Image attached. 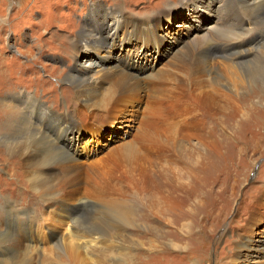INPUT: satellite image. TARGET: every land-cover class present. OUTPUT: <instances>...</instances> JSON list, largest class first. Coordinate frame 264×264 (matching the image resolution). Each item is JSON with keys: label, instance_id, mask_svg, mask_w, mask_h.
<instances>
[{"label": "bare ground", "instance_id": "6f19581e", "mask_svg": "<svg viewBox=\"0 0 264 264\" xmlns=\"http://www.w3.org/2000/svg\"><path fill=\"white\" fill-rule=\"evenodd\" d=\"M199 4L206 9V1L202 0ZM217 4L220 14L214 24L207 26L203 34H195L190 43H182L184 46L175 51L166 63L167 69L153 68L152 71L155 72H149L146 76L122 68L130 63L129 49L125 56L121 51L114 55L115 65H100L101 61L110 59L115 51L113 46L117 29L123 27L126 38L135 33L137 35L141 30L139 21L134 20L130 13L125 14L123 7L118 5L110 8L102 5L89 10V15L99 9L107 11L110 22L106 32L111 35L101 34L102 27L91 28L87 19L95 22L96 18L88 16L75 35L69 41L65 40L62 46L65 48L63 51L68 56L71 55L78 71L68 69V74L63 70L53 69L51 72L61 74L59 80L69 82L73 104L76 105L71 111L67 108L64 112L55 111L54 107H50L31 91L17 87L14 83L3 84V93L7 96H0V153L4 157L0 172L8 173L9 167L11 178L7 181L8 186L13 189L11 184L18 183L24 190L18 193L19 200L11 199L4 192L0 195V264H29L33 259V250L48 239L55 246L54 249L61 252L63 245L59 243V239L63 234L76 240L68 243L74 254L71 257L65 255L66 260L71 259L73 264H80L82 258L90 259L87 252L90 243L97 247L109 238H115L111 229L101 233L102 227L98 229L97 223L81 226L79 217L76 216L82 207L97 203L100 197L112 204L111 220L117 224L112 227L121 230L131 225L130 210L123 209L116 203L114 195L124 196L127 190H149L154 198L153 203H158L154 205L159 206L158 211L166 207L172 211L174 205L178 208L180 204H190L188 200L191 195L199 196L202 191L199 179L209 169L211 154L223 145L214 136L212 122L217 121V113L226 110L236 112L231 103L221 98L220 104L217 103L216 89L222 84L218 81L220 73L215 60L219 56L234 65H242L254 56H264L262 42L253 50L247 49L234 54L250 53V58L247 57L244 61L236 60L233 63L231 57L234 55L228 49L234 43L241 44L238 40L253 27L264 34V0H218ZM228 8L232 18L241 23L240 28L231 24V16L229 19L226 15ZM170 10L171 6H167L161 11L164 13ZM101 19L103 21L104 16ZM150 24L155 26L156 22L151 21ZM57 47L60 48L61 44ZM80 51L86 56L78 62L77 53ZM90 53H97V60L90 59ZM1 54L0 49V56ZM3 64L0 59V80L15 76L12 75L13 70L5 69ZM248 77L250 74H246L245 78ZM224 82L227 90L231 91L227 82ZM164 86H168V89ZM52 87L55 88L53 85ZM167 97L175 109L169 121L170 136L164 135L162 140L154 139L145 128L138 126L136 130L141 136L137 139L121 141L117 149L106 153L101 150L98 154L95 151L89 155L91 149H87V141L92 137L98 142V134L104 124L117 122L115 120L123 113L128 115H122L123 120L128 122L131 120L130 116L139 111L143 113V120L150 122L152 105L155 106ZM23 109L29 116L36 118V121L32 122ZM84 127L90 138L82 144L80 140L83 139L81 132ZM134 127L135 125L132 129ZM192 139L195 141H191ZM72 148H85L84 156L78 158L75 151H71ZM141 148L144 152H141ZM183 151L193 159L194 166H188L183 171L185 179L174 175L170 178L166 174L164 162L172 161L173 156ZM119 163H124L126 171L118 174L116 169L121 166ZM259 190L257 195L251 194L249 215L239 226L235 238L234 262L240 259L243 250L248 247L250 249L251 244L258 242L254 241L253 234L264 231V228H258L264 219V213L260 211L264 208V189ZM236 193L234 190L233 198ZM28 194L30 197L27 198ZM29 201L37 202L40 208H45L44 214L40 215L41 225L32 219L33 208L24 206ZM228 202L224 204L226 211L232 206ZM44 221L49 222L43 224ZM2 225L6 228H1ZM109 242H112L111 239ZM56 257L62 259L58 255ZM260 264H264V260Z\"/></svg>", "mask_w": 264, "mask_h": 264}, {"label": "rangeland", "instance_id": "374dc122", "mask_svg": "<svg viewBox=\"0 0 264 264\" xmlns=\"http://www.w3.org/2000/svg\"><path fill=\"white\" fill-rule=\"evenodd\" d=\"M201 1L0 0V30L2 29L0 59L4 63L2 67L13 70L12 75H15L0 80V96H7L3 93L5 82L14 83L17 87L25 88L39 96L50 107H54L55 111L64 112L66 108L71 111L75 108L69 82L59 80L62 75L51 72L53 69L67 73L68 69L78 71L71 55L68 56L62 46L65 40L69 41L75 35L76 30L83 25V20L88 16L96 18L95 22L87 19L91 28L102 27L101 34L111 35L106 32L110 22L107 11L99 9L88 14L89 10L102 5L109 8L115 5L123 7L125 14L130 13L134 20L139 21L141 30L137 35L136 33L133 35L135 37L126 38L125 29L118 28L114 38L113 50L115 51L110 59L101 61V66L115 65L114 55L124 52L121 54L125 56L126 50L129 49L131 60L125 65L126 67L121 66L123 69L141 76L155 72L152 71L153 68L167 69L166 63L175 51L183 47V44L190 43L195 34H203L206 27L214 24L220 14L218 0H204L206 9L204 5L199 4ZM167 6H171V10L162 13L161 10ZM226 15L230 19L229 8ZM102 16H104L103 21ZM5 20L7 21L3 23ZM234 20L231 16V24L240 28L241 23ZM151 21L156 22L155 26L150 24ZM238 41L242 43H234L228 48L232 55L238 51L253 50L258 47L264 43V34L257 32L253 27ZM59 43L60 48L57 47ZM29 51L31 55L28 54ZM85 56L86 54L80 51L77 53L76 60L82 61ZM88 56L95 60L99 57L97 53H90ZM234 56L231 57L233 63L236 60L244 61L247 57L249 59L251 54L242 53L235 58ZM257 57H252L242 65H234L219 56L215 60L220 73L218 81L222 84L216 89L217 103L223 99L231 103L236 112L226 110L217 113V121L212 122L215 130L213 134L223 145L217 152L211 154V163L208 161L209 169L207 168L206 174L199 179V187L202 190L199 196L191 195L188 200L190 204H180L179 209L174 205L172 211L167 207L158 211L159 206L154 207L158 203H153L154 198L149 190L139 192L127 190L124 196L114 195L116 203L123 209L130 210L131 225L121 230L112 227L117 225L111 220L110 206L112 204H109L104 197L98 198L95 204L82 207V210L76 214L81 226L87 227L97 223L98 229L102 227L101 233L111 229L115 238H109L107 242L97 247L90 243L87 251L90 259L82 258L80 264H230L231 262L260 264V261L264 260V231H259L256 235L253 234L254 241H258L256 244H251L253 248L250 245V249L248 247L242 251L243 255L238 261H233L236 254L235 238L239 232V226L244 223L243 219L249 215L251 194L257 195L260 188L264 189V56ZM246 74H250V77L245 78ZM3 77L6 76L3 75ZM224 81L227 82L231 91L227 90L228 87H225ZM164 88L168 89V86ZM172 107L168 97L157 102L155 106L152 105L150 122L143 120L142 111L135 115L133 113L128 122L123 120L125 116H128L123 113L124 117L121 115L117 117L118 120L113 119L117 122L103 125L102 131L98 134L99 143L92 137L87 141L90 134L84 127L81 132L83 139L80 141L82 144L87 141V149H91L89 155L95 151L98 154L97 152L101 150L106 153L117 149L121 141L140 137L141 133L136 130L138 126L145 128L152 138L162 140L164 135L170 136L171 122L169 121L172 119V111L175 110ZM25 113L32 122L36 121V118L29 116L27 111ZM201 115L204 114L201 113ZM110 124L113 126L112 129ZM63 142L66 143V141ZM137 146L140 147L139 144ZM84 149L72 148L71 151H75V155L82 158ZM141 152H144L142 148ZM3 160L4 157L0 153V167L3 165ZM193 164V159L186 151H183L173 156L172 161L164 162V167L170 178L174 175L185 179L183 171L188 166H194ZM119 165L121 166L116 169V172L118 174L125 172L124 163ZM8 169V173L0 172V195L4 192L11 199H17L18 193H21L24 187L18 183L11 184L13 189L8 186L7 181L11 178L10 168ZM102 185H104L103 179ZM234 190L237 193L233 198ZM28 197H30L29 194ZM227 201L232 206L226 211L224 204L226 205ZM24 206L33 208L32 219L36 224L41 225L40 215L44 214L45 208L43 206L40 208L37 202L32 201L26 202ZM3 209L5 211V208ZM260 211L264 213V208ZM48 222L44 221L43 224ZM259 225V229L264 228V219ZM2 227L6 228L5 225ZM59 240V243L63 245L61 252L56 251L55 246L51 245L48 239L46 243H42V246L33 250V259L29 264H73L71 259L66 260L64 256L71 257L74 254L68 243L76 242V240L69 238L67 234H63ZM81 242L82 240L79 241ZM56 255L62 259H58Z\"/></svg>", "mask_w": 264, "mask_h": 264}]
</instances>
